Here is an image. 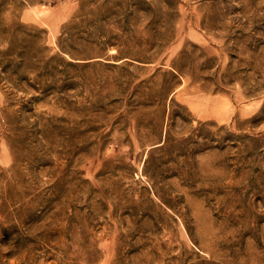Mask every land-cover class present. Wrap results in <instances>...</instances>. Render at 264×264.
Instances as JSON below:
<instances>
[{"label":"rangeland","instance_id":"obj_1","mask_svg":"<svg viewBox=\"0 0 264 264\" xmlns=\"http://www.w3.org/2000/svg\"><path fill=\"white\" fill-rule=\"evenodd\" d=\"M0 264H264V0H0Z\"/></svg>","mask_w":264,"mask_h":264}]
</instances>
